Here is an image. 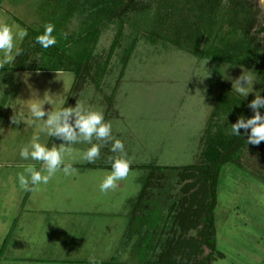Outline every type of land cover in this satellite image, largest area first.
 <instances>
[{
  "label": "rangeland",
  "instance_id": "1",
  "mask_svg": "<svg viewBox=\"0 0 264 264\" xmlns=\"http://www.w3.org/2000/svg\"><path fill=\"white\" fill-rule=\"evenodd\" d=\"M40 1L0 2V22L13 26L14 31L27 30L28 35L19 47L28 45L27 40L32 42L24 70L12 69L15 61L0 68V223L12 225V220L20 217L18 222H24V215H20L16 206L17 201L24 197H29L25 208H39L41 205L43 210V206L53 201L51 198L60 197L61 190L64 197L76 198L81 189L71 187L67 181L53 189L48 183L29 194L21 190L15 180L16 174L23 170L21 164L28 163L21 161L19 150L39 133V128L26 122L12 123V117L19 121L21 110L25 117L28 115L25 103L36 98L33 91L41 99L49 93L54 95L55 102L45 104L46 111H56L62 105L75 106L76 102L102 111L105 120L112 123L113 135L124 142L131 165L151 169L145 173L140 170L130 172L131 176L122 181L124 186L119 195L123 197L135 193L137 196L142 188L139 197L143 199V207L136 204L138 199L131 207L133 201L130 200L135 197L120 202L124 212L130 208L137 211L134 225L141 222L143 214L142 221L146 227L142 229V247L140 249L139 237L125 232L122 241L127 244L126 254L112 257L114 261H128L127 264L161 263L162 257L167 255L164 250L169 243L174 249L184 242L181 224L177 222L182 215L191 218L189 235L192 238H198L202 231L201 224L194 226L192 221L203 210L206 198L204 186L196 178L203 163L206 136L209 131L217 130V124L232 122L229 115H214L216 102L229 94L250 102L254 93L259 91V78L249 69L199 59L175 46L152 44L143 38L133 43L124 36L110 54L117 25H108L102 30L90 61L76 82L74 74L64 70L51 71L49 65L46 71L37 72L33 68L30 71V67H37L42 61V53L35 51L28 32V28L44 30L45 23L37 14ZM246 1L258 10L259 21L263 22L264 8L258 6L257 0ZM80 20L79 17L72 18L65 33L71 35L78 32ZM245 70L256 82L253 93L246 99L235 91L234 85L232 87ZM40 137V142L49 148L54 142L61 143L42 133ZM84 145L73 146L81 150ZM115 155L118 154L109 150L106 160L96 161L108 163L105 162L108 157ZM75 156L73 153L66 159L77 164L80 158ZM70 181L73 183L72 179ZM216 194L214 241L217 252L213 253L210 264H264V142L243 148L233 164L223 167ZM65 203L70 206L71 201ZM27 217L31 222L35 219L34 223L39 220L33 215ZM62 219L65 225L70 224V228L66 229L68 235L75 233L76 225L82 221L72 214L62 215ZM14 222L16 224L17 220ZM122 223V220L118 221L117 226ZM93 226L104 230L101 221L93 222ZM120 231L119 235H122ZM6 237L4 234L3 238ZM120 248L124 250V247ZM198 248V254L192 253L189 260L184 258L185 263H180L197 264L204 259L209 250L202 246L201 238ZM132 249L142 250V253ZM71 257L86 259L87 255Z\"/></svg>",
  "mask_w": 264,
  "mask_h": 264
},
{
  "label": "trees",
  "instance_id": "2",
  "mask_svg": "<svg viewBox=\"0 0 264 264\" xmlns=\"http://www.w3.org/2000/svg\"><path fill=\"white\" fill-rule=\"evenodd\" d=\"M37 14L43 23L55 25L53 35L58 42L55 46L42 49L35 43V37L44 30L28 28L35 51L42 53V61L37 67H30V71H46L49 65L51 71L64 70L74 74L76 82L90 61L102 30L108 25H117L110 54L124 36L133 43L143 38L152 44H169L199 59L251 70L259 78V91L264 96V21H259L258 10L246 0H41ZM74 17L81 18L80 28L64 39L65 28ZM31 43L27 40L28 45L21 46L22 54L16 57L12 69L24 70ZM129 50L131 52V48ZM248 103L229 94L215 104L214 115H229L232 122L217 124L216 131L208 132L203 163L196 176L204 186L206 198L203 210L192 222H195L194 226L201 224L198 238H201L202 246L209 250L197 264H210L213 253L217 252L214 211L223 167L233 164L241 150L251 145L245 142L246 136L242 138L230 133V125L239 116H252ZM261 111L264 114V110ZM240 131L244 132L243 129ZM184 215L177 221L181 224L184 242L174 249L169 243L162 262L152 264H181L185 263L184 258L189 260L192 253H199V239L189 235L191 218Z\"/></svg>",
  "mask_w": 264,
  "mask_h": 264
},
{
  "label": "clouds",
  "instance_id": "3",
  "mask_svg": "<svg viewBox=\"0 0 264 264\" xmlns=\"http://www.w3.org/2000/svg\"><path fill=\"white\" fill-rule=\"evenodd\" d=\"M259 7L264 8V0H257ZM56 27L52 23L44 25L42 34L35 37V43L42 49H48L57 44V37L53 35ZM28 35L26 29L13 30V26L0 22V68L4 65L12 64L16 57L22 54L23 49L19 44ZM68 34L63 33V38L67 39ZM243 82V83H242ZM256 83L249 71L245 70L232 84L235 91L244 96L245 99L253 93V84ZM26 100L25 108L28 115L25 117L21 110L19 121L12 117V123L26 122L28 125H35L39 128V133L33 135L26 144L19 150L21 161L28 162L21 164L22 171L16 174L15 180L24 192L37 191L41 186L47 185L49 181L62 173L65 177H71L77 173L71 159L73 153L89 164L95 163L101 156V149L106 144H111L110 152L118 154L108 157L110 171H107L99 183L100 193H108L120 186L130 174L131 161L127 158L124 142L113 135V126L110 121L105 120L104 113L93 110L83 102H76L75 106L61 107L56 111H46L45 104H52L54 95L48 93L43 98ZM63 103V101H61ZM247 107L252 111L250 118L243 115L231 124L230 133L238 137L246 136V143L258 146L264 142V96L260 91L254 93ZM241 129L244 130L241 133ZM40 133L54 137L61 143L49 148L41 143ZM96 141L95 143L93 141ZM90 145L84 150L76 149L73 145ZM37 162L40 167L37 168Z\"/></svg>",
  "mask_w": 264,
  "mask_h": 264
},
{
  "label": "crops",
  "instance_id": "4",
  "mask_svg": "<svg viewBox=\"0 0 264 264\" xmlns=\"http://www.w3.org/2000/svg\"><path fill=\"white\" fill-rule=\"evenodd\" d=\"M68 106L71 105H62L61 107ZM54 144L59 145V143L54 142L50 148ZM87 147L90 146H83L84 149ZM108 149L109 144H106L101 149L99 160L108 155ZM75 157L78 158L79 156ZM75 157L74 161L76 160ZM76 162L78 163H73V166L77 169L75 175L65 177L62 173H57L49 181V186L52 189L67 181L71 187L81 188L79 193L76 194V198L64 197V191L61 190L60 197L51 198L53 201H50L48 206H43V210H41V205L39 208H25L26 202L29 199L27 196L16 203L20 215L22 213L24 215V222H18L20 217L19 219L14 218L15 220H12V225L0 223V229H2L0 232V264H127L128 261H114L112 257L113 255L126 254L127 244L126 241H122V238L125 237V232H129V235L132 237H139L138 242H140L141 249V240L144 237L142 229L146 227L142 221L143 214L141 222L138 223L139 225H134L133 221L137 218V211H133V208H130L124 212L121 206L123 202L135 197L130 200L133 201L131 207H133L134 201L137 199L136 204L143 207V199L139 197L142 194V188L137 196H135V193H129L130 196L120 197V190L124 186V183L121 181L117 189L110 190L106 194L100 193L99 183L105 173L110 171V164L103 163V160L92 164L80 159ZM147 169L150 172L151 169L142 165L130 166V172L140 170L145 173ZM71 179L73 183L70 181ZM82 188L85 189L83 190ZM68 200L71 201L70 206L65 203ZM120 202L122 203L120 204ZM43 213L52 214L53 216H46ZM65 214L75 215L78 220H82L76 225V232L71 235H68L66 232V229L70 228V224L65 225V221L62 219V215ZM28 215H33V218H38L39 220L34 223L35 219H33V222H31L27 219ZM16 220L17 223L15 224L14 221ZM120 220L123 223L121 226H117ZM95 221L103 222L104 230H99L93 226V222ZM121 229L122 231H120ZM119 231L123 234L119 235ZM4 234H6V238H3ZM120 247H124V250ZM132 250L136 253H142V250ZM76 254L87 255V258L75 259L71 257ZM56 255H60L61 257ZM137 264L142 263L137 262Z\"/></svg>",
  "mask_w": 264,
  "mask_h": 264
}]
</instances>
